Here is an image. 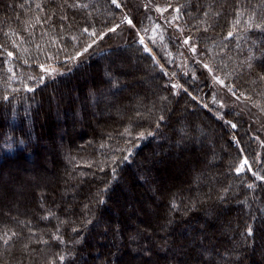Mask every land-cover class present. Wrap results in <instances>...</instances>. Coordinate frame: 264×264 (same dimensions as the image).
Returning <instances> with one entry per match:
<instances>
[{
  "label": "trees",
  "instance_id": "trees-1",
  "mask_svg": "<svg viewBox=\"0 0 264 264\" xmlns=\"http://www.w3.org/2000/svg\"><path fill=\"white\" fill-rule=\"evenodd\" d=\"M147 1L0 0V264H264V137L166 59L264 121V0Z\"/></svg>",
  "mask_w": 264,
  "mask_h": 264
},
{
  "label": "rangeland",
  "instance_id": "rangeland-1",
  "mask_svg": "<svg viewBox=\"0 0 264 264\" xmlns=\"http://www.w3.org/2000/svg\"><path fill=\"white\" fill-rule=\"evenodd\" d=\"M118 2H120V0H118ZM143 3L145 4V7H147V9L153 7L154 12L157 13L163 19V21L166 22L164 15H162L161 8L148 2L147 0H143ZM124 9L126 10V8ZM127 14L128 17L124 22L125 24L119 25L112 30L113 32L112 35L115 36L114 38L100 39L95 44L88 46L87 48H85L84 51L76 55L73 58L72 62L83 60L87 56L92 54L94 51L102 50L105 47L114 44L117 41L123 42L127 37V34H124L125 26L132 25L131 23L128 22L129 20L132 21V15L130 11L127 10ZM172 28L174 30L179 31V25H177L176 23L172 25ZM139 38L143 40L145 46L147 47V49H149L146 41L144 40V37L141 36ZM180 44L182 45V52H180L179 55L167 56L166 57L167 64L171 63L172 65H174L172 67L179 66L181 68V71L186 74H188L187 70L191 65L196 66L197 69H200V72L204 74L206 78H208L209 83L211 85V89L213 91V93L210 92L209 97L212 98L210 99L209 106L212 105L215 106L218 111L224 109H234L239 113L240 112L243 113V115L248 119L249 126L252 129L251 130L252 134L255 135V139L261 140L264 137V121L262 120L261 115L257 114V111L253 107H250V105L248 104L249 102L248 100L234 94L231 86L230 87L225 86L224 85L225 83L222 80L221 76L214 73L212 67L199 57L198 48L194 43V38L192 35L190 36L188 34H185L182 37ZM156 59L158 60V58ZM41 70H42L41 76L43 78H49L58 74L61 69L53 65H47V66H43ZM169 71L174 76L173 70H169ZM248 166H249L248 161L242 160L238 166V170H245L248 168Z\"/></svg>",
  "mask_w": 264,
  "mask_h": 264
},
{
  "label": "snow or ice",
  "instance_id": "snow-or-ice-1",
  "mask_svg": "<svg viewBox=\"0 0 264 264\" xmlns=\"http://www.w3.org/2000/svg\"><path fill=\"white\" fill-rule=\"evenodd\" d=\"M112 2H113V3H116V0H112ZM117 6H119V5H117ZM128 22L131 23L130 20H129ZM186 42H187V41H186ZM141 43H143V41H141ZM245 163H246V162H245Z\"/></svg>",
  "mask_w": 264,
  "mask_h": 264
}]
</instances>
